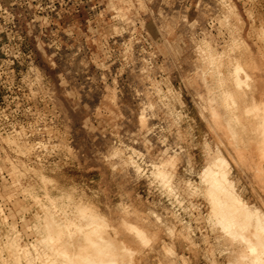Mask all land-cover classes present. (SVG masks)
Returning <instances> with one entry per match:
<instances>
[{
	"label": "rangeland",
	"instance_id": "374dc122",
	"mask_svg": "<svg viewBox=\"0 0 264 264\" xmlns=\"http://www.w3.org/2000/svg\"><path fill=\"white\" fill-rule=\"evenodd\" d=\"M226 1L235 14L228 20L235 49L261 62L256 73H264V0ZM231 39L216 0H0V261L11 264L6 242L13 234L16 247L27 249L22 264H38L32 247L41 249L42 213L29 195L69 197L61 211L70 219L79 205L102 216L105 197L116 203L117 179L107 161L125 146L143 154L132 139L149 81L170 90L178 126L192 139L199 122L196 46L209 45L223 62ZM150 122L148 139L161 149L162 124ZM185 153L197 166L198 152ZM132 190L148 196L142 183ZM63 240L69 251L85 248L80 238ZM121 247L110 245L116 264L158 263Z\"/></svg>",
	"mask_w": 264,
	"mask_h": 264
},
{
	"label": "bare ground",
	"instance_id": "6f19581e",
	"mask_svg": "<svg viewBox=\"0 0 264 264\" xmlns=\"http://www.w3.org/2000/svg\"><path fill=\"white\" fill-rule=\"evenodd\" d=\"M216 3L232 42L223 48V62L209 45L196 46L193 90L199 122L194 137L187 140L179 128L170 90L162 92L149 81L132 139L143 154L125 146L107 161L117 179L116 203L105 197L102 216L79 205L70 219L61 211L69 197L60 194L56 200L44 193L39 200L29 195L42 213L37 221L43 234L36 241L41 249L32 247L38 264H116L111 243L157 264H184L186 259L264 264V73H256L261 62L255 65L250 55L235 49V25L228 22L235 17L231 5L226 0ZM123 11L119 8V17L125 16ZM151 120L162 124L158 150L148 139ZM189 148L198 152L197 166L184 154ZM138 183L147 198L133 194ZM125 202L132 205L130 210ZM66 236L80 238L84 250L72 243L74 250L69 251ZM7 238L11 264H22L27 249L16 247L13 234Z\"/></svg>",
	"mask_w": 264,
	"mask_h": 264
}]
</instances>
